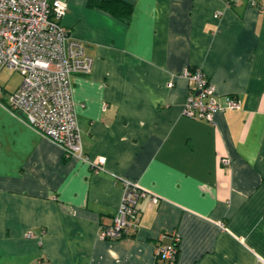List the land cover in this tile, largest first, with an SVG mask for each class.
<instances>
[{
    "label": "crops",
    "instance_id": "obj_1",
    "mask_svg": "<svg viewBox=\"0 0 264 264\" xmlns=\"http://www.w3.org/2000/svg\"><path fill=\"white\" fill-rule=\"evenodd\" d=\"M64 1L94 59L73 75L83 148L106 164L66 159L3 95L0 264H170L157 248L176 235L175 264H264V0H125L129 19ZM188 68L242 107L185 115ZM125 181L148 192L139 226L100 239Z\"/></svg>",
    "mask_w": 264,
    "mask_h": 264
},
{
    "label": "built area",
    "instance_id": "obj_2",
    "mask_svg": "<svg viewBox=\"0 0 264 264\" xmlns=\"http://www.w3.org/2000/svg\"><path fill=\"white\" fill-rule=\"evenodd\" d=\"M67 11L64 0H0V72L9 68L24 76L13 92L0 84V98L7 94L8 108L60 145L66 159L79 157L100 172L106 158L93 163L85 153L73 97V75L91 72L94 59L87 54L85 43L62 24ZM183 75L190 85L184 109L188 117L212 121L217 111L242 107V100L231 95L220 101L214 84L201 69L188 68ZM222 162L230 160L223 158ZM146 196L145 189L125 181L120 206L112 224L101 229L100 239H120L137 229V205ZM152 201L159 203L160 199L153 195ZM179 241L176 235L173 243L159 245L157 257L175 264Z\"/></svg>",
    "mask_w": 264,
    "mask_h": 264
},
{
    "label": "trees",
    "instance_id": "obj_3",
    "mask_svg": "<svg viewBox=\"0 0 264 264\" xmlns=\"http://www.w3.org/2000/svg\"><path fill=\"white\" fill-rule=\"evenodd\" d=\"M90 7H98L121 19L132 16L134 6L125 0H89Z\"/></svg>",
    "mask_w": 264,
    "mask_h": 264
},
{
    "label": "rangeland",
    "instance_id": "obj_4",
    "mask_svg": "<svg viewBox=\"0 0 264 264\" xmlns=\"http://www.w3.org/2000/svg\"><path fill=\"white\" fill-rule=\"evenodd\" d=\"M21 72L5 68L0 72V84L9 92L16 90L23 82Z\"/></svg>",
    "mask_w": 264,
    "mask_h": 264
}]
</instances>
